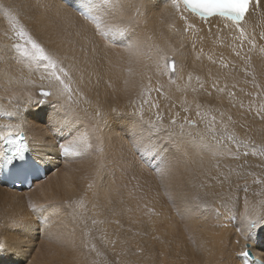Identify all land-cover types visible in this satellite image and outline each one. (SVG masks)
Instances as JSON below:
<instances>
[{"label": "bare ground", "instance_id": "obj_1", "mask_svg": "<svg viewBox=\"0 0 264 264\" xmlns=\"http://www.w3.org/2000/svg\"><path fill=\"white\" fill-rule=\"evenodd\" d=\"M5 1L23 10L26 14L22 11L24 15L21 17L27 19V22L30 16L33 18L37 14V12L33 13L34 8L31 5L28 6L26 0ZM39 1L41 11L48 13L53 20L52 12L47 10V6L57 4L60 0ZM128 2L129 0H125L124 15H129L133 11L127 7ZM130 2L141 6V11L144 13L140 17L136 34L148 45H159L166 54L176 60L177 72L172 83H169L167 74L163 75L164 78L155 73L152 61L143 59L138 61L136 57L130 56L123 46L105 48V41L92 35L93 29L90 25L87 26L88 34L92 36L97 47L96 63L94 74L90 78L91 82L81 86L87 100L85 105L88 111L85 113L81 110L84 104L76 108L80 118L79 123L75 121L72 113H69L66 119L51 120L53 113L51 104L30 109L28 113H25L24 109L29 103V96L33 100L39 97L38 92H34V87L38 84L15 82L8 84L7 80L0 76V112L18 113L12 117L0 114V125L16 124L20 123L21 119L26 120L27 126L24 131L34 149L33 154L37 159L47 154V158L42 161L49 167L45 178L33 181L30 189L12 190L8 189L5 183L0 182V243L7 246V251L0 254V264H89L91 260L103 261L105 257L108 262H110L109 259L114 262L125 260L124 264L131 262L135 264H244L242 258L236 253L243 251L245 244H251L253 256H259L264 261V231H261L254 240H245L244 236L236 231L237 227L244 223L239 217V212L243 211L244 197L242 196L244 195H241L235 221L228 219L227 213L221 207L220 197L228 196L227 194L232 190L229 191L230 188L226 187L229 185L228 182L221 184L218 181L223 180L220 173H227L224 167L232 163L227 161L232 157L213 155L211 152L196 153L193 150L187 160L173 166L170 173L161 177L164 179L167 191L172 194L170 204L163 202L156 191L147 193V190L141 191L142 188L140 189L142 199L137 194L133 199L129 192L136 187L132 184L136 181L132 183L131 181L135 175L136 179L145 175L143 173L145 169L143 165V168L140 167L141 163L139 166L140 161L136 162L134 159L135 162L131 163L134 169L132 172L131 164L125 158L127 153L119 155L127 148L133 149L128 135L129 126L121 122L120 125L104 127L93 116L97 105L104 113H108L113 107L130 112L142 105L145 116L152 118L157 109L151 107V104L158 102L156 104L159 105L160 110H164L165 107L170 108L169 112L173 116L179 112L181 115L176 116L178 121L185 116L196 121L199 117L196 115L195 103L198 102L202 108L214 111L218 121L221 119L220 112L225 113L223 117L225 122H228L227 118L231 116L238 133L244 137L250 136L257 139L259 131L256 132L255 128H264V119L256 114L259 101L262 100L258 98L256 102L257 99L252 97L259 95L255 93L252 95L250 92L253 88V80L254 86L259 85L256 87L260 89L261 85L258 81L261 79V74H264V52H261V48H264V38L260 36V32L264 31V15L251 12L247 16L249 38H255L256 47L253 48L248 43V39H239V31L235 27L226 26L225 21L220 17H213L205 22L192 13L183 11V15L187 17L186 22L181 19V12L173 6L172 0H130ZM181 10H183L182 4ZM41 11L39 10V13ZM261 11L264 12V0H261ZM47 18L44 20L46 21ZM106 19L113 23L119 22V16L115 19L112 17ZM36 21H39V17ZM49 21V19L46 21L47 24ZM1 22L0 32L3 30L4 32L0 33V43H10L11 41L4 35L7 23ZM32 23L34 24L35 21ZM75 24L79 26L84 24V21L77 17ZM187 24H193L195 27L187 28ZM35 25L37 27V23ZM53 27H50L47 32H51ZM69 30L74 32L75 28ZM44 31L43 33L46 34V30ZM39 33L42 32L39 31ZM49 34L46 39H40L47 47L52 48L55 45L48 43ZM237 52L240 53L239 56ZM9 62L13 64V72L23 67L15 64V61ZM145 63L148 64L146 69ZM246 64L251 66L250 71L252 69L250 80L243 73V67ZM128 69L132 71L129 72ZM256 72L260 75L259 77ZM26 73L24 72L25 76ZM141 73H143L145 86L148 85V76L152 77L153 89L157 87V80H159L164 85L163 91L166 96L154 90L141 94ZM189 73L192 74L191 81L188 79ZM196 76H201L204 80H200V84H204V97H198L196 94L198 89L197 82L194 80ZM30 78L32 81L38 79L32 74ZM245 80L248 84L244 86L245 88H241ZM231 82L239 85L236 87L234 98L230 97L229 102V97H225L228 95L218 89L221 86L228 87ZM213 84H216L215 88ZM145 100L148 103H144ZM185 100L187 104L183 103ZM241 104L245 105L241 107ZM184 107H188L189 111L185 112ZM240 109L253 113V119L247 115L239 118V113H242ZM21 113L23 116L20 115ZM97 125L101 130H97ZM4 131L8 130L4 129ZM85 133L88 141L93 145L92 149L87 152L82 151L80 156L68 158L61 156L60 143H67L73 137ZM97 137L103 139L102 153L97 150L101 147ZM158 143L167 147L162 138ZM226 145L232 149L230 144V146ZM82 148L83 146L81 150ZM246 150L250 155L251 150ZM145 156L148 158L146 160L148 167L145 166L148 173H154L155 168L149 166V161L159 166L157 155L153 150H148ZM250 156L252 157V154ZM172 157L173 153L169 151L166 158L171 160ZM120 160L122 166L119 165ZM248 160L252 162L253 159ZM217 164L219 167H216ZM98 168L99 171H97ZM145 176L149 184V176ZM201 183L204 187H200ZM89 184L92 186L89 187ZM190 184L198 186L202 192L221 190L216 196L212 194L213 198L217 197L215 207H221L222 215L219 218L212 212L191 217L180 214L183 205L177 193L182 191L191 198L193 191L189 188ZM118 185L120 192H118ZM247 197L250 211L264 212V208L260 207L259 201H256L251 193ZM81 198L84 201V208H88L80 210L83 213V221L73 218L71 209L66 205H61L57 212L49 209L41 213L33 212L29 207V201L39 205L47 201L75 202ZM142 201L143 206H141ZM35 213L34 217L38 218V222L33 219L32 214ZM13 219L22 222L13 225L10 223ZM93 219L98 223L93 225L91 222ZM84 220L87 222L86 226H84ZM85 227L92 230L91 240L96 244L97 250L104 254V258L96 257L95 252H89L81 246V241L85 239L83 236ZM71 230H74L75 246L67 243ZM102 235L107 237L108 243L100 239Z\"/></svg>", "mask_w": 264, "mask_h": 264}, {"label": "snow or ice", "instance_id": "obj_2", "mask_svg": "<svg viewBox=\"0 0 264 264\" xmlns=\"http://www.w3.org/2000/svg\"><path fill=\"white\" fill-rule=\"evenodd\" d=\"M173 6L177 11L181 12V19L187 22V17L183 15V11H188L195 14L202 21L207 22L210 17H220L225 21L226 26L235 27L239 31V39H248V43L253 48L256 47L255 38H249L250 34L247 30V16L251 12H257L264 15L261 11V0H172ZM181 4L183 10H181ZM127 7L133 9L131 14L124 15L125 0H60L59 3L48 5L47 10L52 12V16L56 21H59L51 34L49 35L48 43L54 44L55 47L49 48L40 39L28 24L23 22L21 18V10L18 6L5 5L0 2V18H3L7 23V30L4 35L11 41L10 43L0 44V76L7 80L8 84L15 83H32L29 77L33 72L40 73V80L47 81V90L45 85H40L39 97L35 100L29 96V103L25 107L24 112L28 113L30 109L39 108L43 105L51 104L53 108L51 120L66 119L69 113H72L73 118L79 123V116L76 113L82 101L87 102L82 85L90 83V78L94 74L96 63L97 47L92 36L88 34V27L93 29V36L100 37L104 43L105 48H112L116 46H123L130 56L136 57L139 61H152L155 66V73L160 75L167 74L169 83H172V77L177 72V62L166 54L159 45H148L145 40L136 34V29L140 24V17L144 14L141 11V6L132 4L129 0ZM146 9V6H145ZM119 16V22H109L106 18H116ZM79 17L84 21V24L77 26L75 24L76 18ZM41 24L40 21H36ZM51 24H41V31L46 30ZM193 24H187V28H194ZM75 28L72 32L69 29ZM261 38H264V31L260 32ZM75 37V38H73ZM148 39H151L148 37ZM91 45V50H89ZM264 52V48H261ZM238 56L239 52L236 53ZM15 61V64L23 67L13 72V64L9 61ZM227 65H225L226 67ZM148 64H144L146 69ZM24 69H27L29 77L24 74ZM131 72V69H128ZM141 94L144 92L150 93L156 91L160 95H165L164 85L157 80V87L152 88V77L148 76V85L143 84V73H141ZM188 79L191 81L192 74H188ZM199 79V77H197ZM127 84V81L125 82ZM253 83L255 81L253 80ZM259 87V85H256ZM202 87V85H201ZM216 87V84H213ZM195 91V89H193ZM218 91H225L224 88H219ZM243 91V89H241ZM229 97H234L235 93L229 91ZM167 98V97H166ZM144 103H148L147 100ZM187 104V100L183 101ZM151 107L156 108L154 118L145 119L143 106L134 108L132 111H125L113 107L108 113L101 111L97 105L93 116L97 118L104 127H110L113 124L120 125L121 122L127 124L128 135L131 138L132 146L141 153L143 157L148 150H153L157 155L159 166L149 161V166L154 167L157 174L161 177L170 173L173 166L178 165L181 161L187 160L190 153L194 150L196 153L211 152L213 155H228L234 159H239L241 155H249L248 151L242 153L233 152L231 148L223 143L224 138L234 142L239 148L243 145L245 148L252 147V155H258L264 158V144H256V141L249 137H238L237 134L230 130L229 123H234L231 116H228V122H225L223 117L224 112H220L221 119L219 120L220 128H217V117L212 115V110L201 111L202 105L195 103L196 115L205 120V128L203 131L196 129V121L189 119L187 116L183 117L182 121H178L176 116L171 117L168 123L164 122V115L159 111V105L152 103ZM241 107L243 105L241 104ZM82 111L87 113V108H82ZM185 112L189 111L188 107H184ZM0 114L12 117L18 113L3 111ZM261 118H264V103H261L256 113ZM23 116V113L20 114ZM27 122L21 119L20 123L0 125V179L5 176L14 177L16 182H28L30 178H35L40 172V161L47 158L41 156L39 159L33 157V147L30 145L29 139L25 134L24 128ZM97 130H101L96 126ZM4 129L8 131L5 132ZM194 129H196L194 131ZM163 139L167 145H159V140ZM99 147L97 150L102 153L103 139L97 137ZM81 146H83L81 150ZM93 145L88 141L87 134H81L78 137L67 143L59 144V152L65 157L80 156L83 152L92 149ZM171 151L173 157L171 160L166 158L167 153ZM50 162V161H49ZM237 164L228 167L227 173H220L223 176L222 181L231 183L230 177L233 173L240 176L244 172V165ZM102 165V161H101ZM219 167V164L216 165ZM99 171V168L97 169ZM254 175L253 173H247ZM253 183L261 184V190L257 195H264V179L255 178ZM92 185L89 184V187ZM31 187V184H29ZM200 187H204L201 183ZM239 187V186H238ZM243 191L247 193L248 184L245 182ZM172 199V194L165 191ZM228 198L222 201L221 207L227 213V218L235 221L237 219V208L240 197L231 192ZM177 196L183 205V210L180 214L185 216L204 215L206 212L215 213L219 218L222 215L221 207H215L196 195L189 198L185 193L178 192ZM61 205H66L71 209L73 218H79L83 221L81 209L84 208V201L81 198L78 201H47L45 203L36 205L29 201V207L33 212L41 213L42 211L57 212ZM243 211L239 212L240 219L244 222L236 231L244 236L245 240H254L261 231H264V212L259 210L250 211L249 201L247 195L243 198ZM261 208H264V199L259 201ZM22 221L11 220V224H18ZM92 224L98 223L93 219ZM99 223H103L99 221ZM91 229L85 227L83 236L85 239L81 241V246L89 252H95L96 257H101L104 254L97 250L96 244L91 240ZM74 230L68 234L67 243L75 246V239L73 238ZM100 239L108 243L106 236H101ZM115 243V241H111ZM252 245L245 244L244 250L236 253L241 257L245 264L250 261L255 264H264V261L252 255ZM7 251V246L0 243V254ZM89 264H108L105 257L103 261L94 259Z\"/></svg>", "mask_w": 264, "mask_h": 264}, {"label": "rangeland", "instance_id": "obj_3", "mask_svg": "<svg viewBox=\"0 0 264 264\" xmlns=\"http://www.w3.org/2000/svg\"><path fill=\"white\" fill-rule=\"evenodd\" d=\"M31 1V2H30ZM26 0V2H27V4H28V6L29 5H31V7H33L34 8V14L37 12V16L36 15H32L33 16V18L30 16L29 17V19H28V22H29V24H28V22H27V19H24L23 17H21V18H23L22 20L23 21H25V23H27L28 25H29V27H31L32 28V26H33V31L36 33V34H38L39 33V31L40 32H42V33H39V36H40V38H44V39H46V36H48L47 34H51V32L53 31H51V32H47V30L48 29H50V27H53L54 25L56 26L57 24H58V22L56 21V22H54L55 21V19H53V20H51L52 18H51V16H48V13L46 14V12H43V11H41V9H40V7H39V3H40V1L39 0ZM0 2H2L3 4H5V5H11V4H9V3H5L6 1L5 0H0ZM7 2H9V1H7ZM35 4H36V6H35ZM27 6V7H28ZM28 8H30V7H28ZM37 9V10H36ZM39 10L41 11L40 13H39ZM23 11V10H22ZM21 11V16L22 15H24V14H26L24 11V14H23V12ZM42 13V14H41ZM41 14V15H40ZM43 14H44V16H43ZM52 14V13H51ZM46 15V16H45ZM50 15V14H49ZM36 17V18H35ZM38 17H39V21L41 20L42 22L41 23H43L45 20H44V18H47V20L46 21H48V19L49 20H51V24L52 23H56V24H50V27L49 28H47L46 29V34L45 33H43V32H45V31H41L40 30V28H41V24H37V27H36V19H38ZM40 17H43V18H41L40 19ZM50 17V18H49ZM31 18H32V20H34L35 21V23L33 24H31V22H34V21H32L31 20ZM0 19H2L1 21L2 22H4L5 20L3 19V18H0ZM44 20V21H43ZM0 21V22H1ZM45 21V24H47V22ZM53 21V22H52ZM1 22V23H2ZM49 23V22H48ZM32 26H31V25ZM44 24V23H43ZM39 25V26H38ZM54 26V27H55ZM53 27V28H54ZM37 29H39V30H37ZM52 29V28H51ZM3 29H2V25H1V31H2ZM36 30H37V32H36ZM3 32H4V30L2 31V32H0L1 34H3ZM49 34V35H50ZM44 36V37H43ZM1 44V43H0ZM2 44H4L3 42H2ZM174 59V58H173ZM22 67V66H21ZM250 68H251V66L249 65V64H246V66H244L243 67V73L244 74H246L247 76H248V78L247 79H249L250 80V77H251V72H252V69H251V71H250ZM24 72L26 73L27 72V69H24ZM32 75H36V78L38 77V79H36V81H35V84L37 85V86H35L36 87V90H35V87H34V92L35 91H37L38 92V94H39V92H40V85L43 83L44 85H45V90H47V81H41L40 80V73H38V72H33L32 73ZM256 75H258V73L256 72ZM262 76H261V79H259V81H258V83H260V89L259 90H261V91H259L258 89H257V87L256 86H254V83H253V88L251 89L252 91L250 92V94H252L253 95V93H255V94H258L259 96H254L253 95V99H257L256 100V102L259 100L258 98H260V100H262V101H259L260 103H259V107H260V105H261V103H264V80H263V78H264V74H261ZM163 76V75H162ZM165 76V75H164ZM163 76V77H164ZM260 75H258L257 77H259ZM26 77H29V75H28V72L26 73ZM197 77H199V79H197ZM263 77V78H262ZM30 78V77H29ZM165 78V77H164ZM31 79V78H30ZM33 79V78H32ZM168 79H169V77H168ZM172 79H175V76H173L172 77ZM252 79V78H251ZM195 82H197V87L196 88H198L197 90H196V94H197V96L198 97H204V93H203V89H204V84L202 85V84H200V80L201 81H204V80H202V77L201 76H196L195 77ZM261 80H262V83H261ZM39 82V83H38ZM251 82V81H250ZM252 83V82H251ZM32 84V83H31ZM248 83H247V81L245 80L244 81V83H243V86L241 87V88H245L244 86H246ZM201 85H202V87H201ZM239 85V84H238ZM235 82H231V84H229V86L228 87H225V86H221V88H224L225 89V91H223V93L224 94H226V95H228V92L229 91H231V92H233V93H235L236 94V87L238 86ZM200 88H201V90H200ZM37 89H39V90H37ZM256 89V90H255ZM255 91H257V92H255ZM260 94H263V95H261L260 96ZM263 96V97H262ZM226 98H228L229 97V95L228 96H225ZM261 97H262V99H261ZM226 98H225V100H226ZM234 98V97H233ZM229 99V102H230V97L228 98ZM237 100V99H236ZM234 101V100H233ZM156 102V101H155ZM156 103H158V102H156ZM167 103H168V101H167ZM82 104H84V106H81V108L82 107H84V108H86L87 106L85 105V102H82L81 103V105ZM245 105V104H244ZM243 105V106H244ZM238 107V106H237ZM240 108V107H239ZM259 109V108H258ZM257 109V110H258ZM160 110V109H159ZM169 110H170V108H167V107H165L164 108V110H160V112L164 115V122L165 123H168V121H169V119L171 118V117H174L170 112H169ZM241 110V109H240ZM201 111L203 112V111H207L206 109H204V108H202L201 109ZM242 111V113H239L240 115L238 116L239 118H241V117H243L244 115H247L250 119H253V113H251V112H248L247 110H241ZM248 113H247V112ZM214 111H212L211 112V114L212 115H215L214 113H213ZM246 112V114H244ZM177 113H179V112H176L175 113V116H176V114ZM250 113V114H249ZM256 113H257V111H256ZM169 114V115H168ZM179 115H181L180 113H179ZM148 118H150V117H148V116H145V119H148ZM152 118H154V115H152ZM264 119V118H263ZM91 120V119H90ZM233 120V119H232ZM182 121V120H181ZM218 121V120H217ZM234 121V120H233ZM90 122H92V120L90 121ZM219 122V121H218ZM229 128H230V130H233L236 134H237V136L238 137H241V138H243L244 136L242 135V134H240V133H238V130L237 129H235L236 127H235V123H229ZM196 126H198V129L199 130H203L204 128H205V120H202L201 119V117H199L198 119H196ZM217 128L219 129L220 128V125H219V123H217ZM255 130H257L256 132H258V138L257 139H253L252 137V139L253 140H255L256 141V144L257 145H259V144H264V128H255ZM261 137H262V139H261ZM224 140H226V141H224ZM224 140H223V142L225 143V142H227V143H225V145L226 144H230L231 145V147H232V151L234 152H238V153H242V152H244V151H247L246 149H249V150H251L250 152L252 153V147L251 146H249L248 148H245L243 145H241L239 148H237L236 147V145H235V143L234 142H231V141H229V140H227V138L225 137L224 138ZM259 141V142H258ZM229 145V146H230ZM244 147V148H243ZM122 153H127V156L125 157V158H127L126 160L128 161V162H130V164L132 163V162H135V160H136V162L138 161H140L139 162V166H140V163H141V168H143V166H144V171L145 172H143L145 175H148L149 176V184H148V178H147V176H145V175H143V176H141L139 179L137 178H135L136 177V175L134 176V178L132 179V181H131V183L132 182H135V183H132L133 185H135L136 187L134 188V190H131L129 193H130V195H131V197L134 199L137 195L142 199V197H143V195H142V192L141 191H146L147 193H151L152 191H156L158 194H159V197H161V199H162V201L163 202H169L168 204H170V202H171V199L169 198V196L168 195H165V191H166V189H167V187H166V185H165V183H164V179L163 178H161V176H159L158 174H157V172H156V170H155V172L154 173H148V171H147V168L146 167H148L147 166V164H146V160L148 159L145 155L142 157L141 156V153L140 152H138L134 147H133V149H132V147H131V150H130V148H127V149H125V150H123V151H121L120 153H119V155H121ZM119 155H118V157H119ZM251 155V154H250ZM249 155V157H251ZM61 156H62V154H61ZM136 157H138L137 159H136ZM248 157V155L247 156H243V155H241L240 156V158L239 159H234V158H232V159H230V160H227V161H231L232 163L231 164H229V166H233V165H237V164H243L244 163V161H247V164H245L244 165V172H243V174L242 175H240V176H237L235 173H233L234 175H233V177L231 178V183L228 185V186H226V187H229L230 188V190L229 191H231V193H233V194H235V195H238L240 198H242V197H244L245 195H249L250 193L252 194V196L254 197V198H256V201H261L262 199H264V195H257V193L258 192H260V190H261V188L260 187H262V185L261 184H257V183H254L253 184V180L255 179V178H260V179H264V158H261L260 156H258V155H255L254 157H253V155H252V157L251 158H249ZM253 159L252 160V162H254L255 160V162H254V164L251 162V160H250V162H248L249 160L248 159ZM258 158H259V160H258ZM135 159V160H134ZM243 159V160H242ZM132 160V161H131ZM142 161V162H141ZM219 161H221V162H223L224 160H219ZM126 162V161H125ZM226 162V161H225ZM145 163V164H144ZM234 163V164H233ZM250 163H251V165H250ZM260 163V164H259ZM119 165L120 166H122V163H121V160L119 161ZM143 165V166H142ZM253 165V166H252ZM146 166V167H145ZM226 166H228V165H226ZM224 167V169L225 170H227L228 171V167ZM250 166V167H249ZM246 167H249V168H246ZM253 168V169H252ZM257 168V169H256ZM258 168L260 169V170H258ZM255 169V170H254ZM131 170H132V172L134 171V169H133V167H132V164H131ZM253 171V172H252ZM131 172V173H132ZM148 174H147V173ZM121 173H123L124 174V172H121ZM247 173H253L254 175H248ZM153 174V175H152ZM158 175V176H157ZM132 176H133V173H132ZM250 176V177H249ZM156 177V178H155ZM246 178V179H245ZM136 179V180H135ZM159 181H158V180ZM245 182H247V184H248V191H247V193H245L244 191H243V185L245 184ZM148 185V186H147ZM141 186V187H140ZM239 186V187H238ZM258 186V187H257ZM195 187V188H194ZM232 187V188H231ZM142 188V189H141ZM151 188V189H150ZM189 188H191L192 189V191H193V195L191 196L190 195V197H193V196H196V195H198L200 198H201V200L202 201H206L207 203H209V204H211V203H214V205L213 206H215V200L217 199V197H214L213 198V196H212V194H214L215 196H216V194H219V192H221V190L220 189H218V190H216V189H214L213 191H215V192H210L209 190H206V191H204V192H202V191H200V188L198 189V186H194L193 184L191 185L190 184V187ZM235 188V190H233ZM254 188V189H253ZM259 188V189H258ZM24 189V188H23ZM140 189H141V191H140ZM13 190V189H12ZM238 190V191H237ZM240 190V191H239ZM121 191V189H120V187H119V185H118V192H120ZM195 191V192H194ZM199 191V192H198ZM240 192V193H239ZM164 193V194H163ZM195 193V194H194ZM245 193V194H244ZM137 194V195H136ZM161 195V196H160ZM241 195H244V196H242L241 197ZM165 196V197H164ZM220 197V196H219ZM218 197V198H219ZM224 199H223V198ZM168 200H167V199ZM221 198V199H220ZM219 199L221 200V201H224V200H226L227 198H228V196H226V195H224V196H221ZM260 198V199H259ZM137 199H138V197H137ZM136 199V200H137ZM258 199V200H257ZM213 200V201H212ZM144 205V203H143V201H142V204H141V206H143ZM167 205V204H166ZM85 206V205H84ZM30 209V208H29ZM83 209H88V208H83ZM33 215V219H35L37 222H38V218L37 217H34L35 215H36V213L35 214H32ZM82 215H83V213H82ZM30 219H32V217L30 218ZM86 220H84V226H86L87 225V222H85ZM35 222V221H34ZM138 253H139V251H137ZM91 255H95V254H91ZM100 258H104V255L103 256H101ZM109 261L110 262H108L109 264H124L125 263V260H123V261H119V260H117V261H113L112 259H109ZM129 264H135L134 262L132 263H129Z\"/></svg>", "mask_w": 264, "mask_h": 264}]
</instances>
